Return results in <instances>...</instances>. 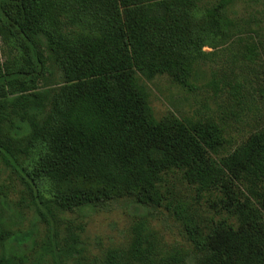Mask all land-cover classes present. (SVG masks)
I'll return each instance as SVG.
<instances>
[{
    "label": "trees",
    "instance_id": "16d2710c",
    "mask_svg": "<svg viewBox=\"0 0 264 264\" xmlns=\"http://www.w3.org/2000/svg\"><path fill=\"white\" fill-rule=\"evenodd\" d=\"M233 2L0 0V38L14 53L0 64V159L33 156L29 187L48 224L31 256L33 232L0 215V264H264V127L222 153L221 123L156 118L142 81L191 86L220 47L255 53L261 42L230 15ZM174 179L219 217L178 200ZM119 199L162 208L180 239L166 245L145 216L100 258L85 256L79 234L57 239L56 212Z\"/></svg>",
    "mask_w": 264,
    "mask_h": 264
},
{
    "label": "rangeland",
    "instance_id": "374dc122",
    "mask_svg": "<svg viewBox=\"0 0 264 264\" xmlns=\"http://www.w3.org/2000/svg\"><path fill=\"white\" fill-rule=\"evenodd\" d=\"M229 11L232 17L247 22L252 37L249 40L261 42L255 53L249 54L236 43L220 47L211 60L199 66L191 86H180L166 75L142 80L156 118L171 112L180 118H211L221 123L226 140L222 153L230 152L249 134L264 127V0H234ZM13 56L0 38V64L6 59L12 60ZM32 157L19 154L16 162L0 159V215L13 231L33 232L28 250L31 256L48 234V224L36 216L39 207L35 190L29 187ZM43 181L37 187L50 198L52 185ZM173 183L178 200L197 206L204 218L219 217L207 210L205 199L195 198L193 187L177 179ZM166 214L162 208L154 210L129 199H119L72 213L56 212L51 221L57 239L62 241V236L70 231L79 234L85 256L93 259L102 257L108 248L125 247L131 226L142 216L149 220L166 245L179 240L177 226ZM188 264H193L191 257Z\"/></svg>",
    "mask_w": 264,
    "mask_h": 264
}]
</instances>
